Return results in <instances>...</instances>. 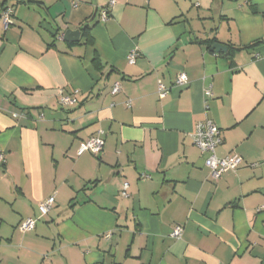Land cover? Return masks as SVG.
<instances>
[{
  "label": "crops",
  "instance_id": "0c3cea01",
  "mask_svg": "<svg viewBox=\"0 0 264 264\" xmlns=\"http://www.w3.org/2000/svg\"><path fill=\"white\" fill-rule=\"evenodd\" d=\"M110 1L0 0V264H264V0H114L99 22ZM205 120L243 159L217 182L190 139ZM98 131L102 155L77 156Z\"/></svg>",
  "mask_w": 264,
  "mask_h": 264
},
{
  "label": "built area",
  "instance_id": "2783aa9c",
  "mask_svg": "<svg viewBox=\"0 0 264 264\" xmlns=\"http://www.w3.org/2000/svg\"><path fill=\"white\" fill-rule=\"evenodd\" d=\"M115 4L114 0H111L107 7L101 8L98 13L99 22H105L109 17V11ZM75 0H73V6L76 7ZM13 18V9L8 6H4L0 12V21L4 29L9 28L12 24ZM138 54L135 51H132L127 56L128 64H133L137 58ZM174 85L176 87H184L187 85V77L183 72H180L175 80ZM120 85L115 83L110 91L111 95L118 94L120 92ZM158 96L160 99L164 98L168 94V88L163 84H159ZM204 95L206 97H211V88L204 89ZM77 94L74 91L71 95H65L63 92H60L59 104L61 106H70L75 102V95ZM103 132L98 131L94 136L88 138L80 145L77 156H81L84 153H89L93 156H99L103 153L104 140L102 138ZM190 139L192 144L199 150L200 154L204 157V166L208 170V178L211 182H217L218 179L227 172H235L243 163V159L236 153H231L223 158H220L216 155V148L221 144L222 137L220 129L211 121L205 120L198 122L195 126L194 132L190 134ZM4 162V155L0 153V164ZM148 177H142L141 179H147ZM127 183L123 184L121 190V197H128L127 194ZM54 204V197H50L47 200L41 202L38 206L40 216L43 217L48 214L51 207ZM36 225V220L33 218H28L22 221L18 229L22 233L31 232L34 230ZM183 233V228L180 225L174 226L170 237L174 240L180 239Z\"/></svg>",
  "mask_w": 264,
  "mask_h": 264
},
{
  "label": "water",
  "instance_id": "95a60500",
  "mask_svg": "<svg viewBox=\"0 0 264 264\" xmlns=\"http://www.w3.org/2000/svg\"><path fill=\"white\" fill-rule=\"evenodd\" d=\"M80 37V32L79 31H66L64 34V41L67 43H76L78 42ZM213 51H215L216 53H226L227 52V48L221 44H214L212 45L211 48Z\"/></svg>",
  "mask_w": 264,
  "mask_h": 264
},
{
  "label": "trees",
  "instance_id": "16d2710c",
  "mask_svg": "<svg viewBox=\"0 0 264 264\" xmlns=\"http://www.w3.org/2000/svg\"><path fill=\"white\" fill-rule=\"evenodd\" d=\"M81 32H82V35L84 36V37H88V32H89V28L87 27V26H84L82 29H81ZM90 40H89V38L86 40V42H89ZM203 43H205V44H207L209 47H212V45L214 44V43H216V41L215 40H208V41H203ZM235 51V49L234 48H232V47H230V46H228V53H227V56H231V54L233 53ZM93 64H94V67L96 68V69H99L100 68V65H99V60L97 59V57H95L94 59H93ZM231 154V153H230ZM102 155V154H101ZM229 155V154H228ZM100 156V155H99ZM99 156H94V157H99Z\"/></svg>",
  "mask_w": 264,
  "mask_h": 264
}]
</instances>
